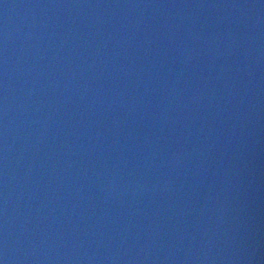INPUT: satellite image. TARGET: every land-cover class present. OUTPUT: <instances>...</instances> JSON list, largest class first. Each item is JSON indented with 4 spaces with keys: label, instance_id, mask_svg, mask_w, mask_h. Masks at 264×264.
Listing matches in <instances>:
<instances>
[{
    "label": "water",
    "instance_id": "obj_1",
    "mask_svg": "<svg viewBox=\"0 0 264 264\" xmlns=\"http://www.w3.org/2000/svg\"><path fill=\"white\" fill-rule=\"evenodd\" d=\"M0 264H264V0H0Z\"/></svg>",
    "mask_w": 264,
    "mask_h": 264
}]
</instances>
